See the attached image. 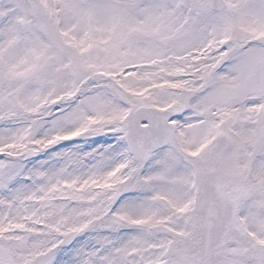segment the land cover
I'll list each match as a JSON object with an SVG mask.
<instances>
[{"label":"snow or ice","instance_id":"1","mask_svg":"<svg viewBox=\"0 0 264 264\" xmlns=\"http://www.w3.org/2000/svg\"><path fill=\"white\" fill-rule=\"evenodd\" d=\"M0 264H264V0H0Z\"/></svg>","mask_w":264,"mask_h":264}]
</instances>
